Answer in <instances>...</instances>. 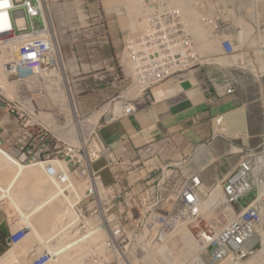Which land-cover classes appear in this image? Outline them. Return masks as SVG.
<instances>
[{
  "label": "rangeland",
  "instance_id": "374dc122",
  "mask_svg": "<svg viewBox=\"0 0 264 264\" xmlns=\"http://www.w3.org/2000/svg\"><path fill=\"white\" fill-rule=\"evenodd\" d=\"M75 1L48 0L53 28L57 42L62 48L63 59L68 65L73 66V69L69 66L67 69L68 86L72 96L56 68H47V64L44 63L40 72L35 70L24 76H18L12 70L13 61L10 50L0 47V140L5 141V147L23 164L56 158L58 161H63L67 168V172H52L58 179V185L52 181L46 182L42 179L27 177L25 174L18 176L19 178L16 174L14 177V182L11 183V193L17 202L21 203L20 206L23 209L18 207L21 212L16 214L17 206L10 198L4 197L1 204L7 211V215L17 221L21 228L27 224L30 227V223L20 214L22 210L25 213H32L37 221L43 219L45 225L43 228L39 227L41 237L36 236L32 230L28 234L34 239L36 245L32 254L30 256H26L25 253L19 254L20 247L17 258L15 257L6 264H29L31 260L46 254L49 259L43 264H66L67 262L102 264L106 259L105 250L96 249V245L102 244L106 238L105 231L97 226L100 219L107 225H112V221L117 217L132 214L135 218L141 215L144 220L143 224H147L152 222L155 211L163 215H169L172 211L173 216L181 217V219L178 218L180 221L175 226V234L169 237L170 241L167 238L168 243L166 242L168 247L172 248L169 251H175L173 257L177 258L182 243L181 239L178 240L179 238L176 237L177 235L189 231L187 229H192L197 234L204 227H217L229 214L225 211V202H222L221 205H211L209 210L202 212L200 219L193 221L192 224L186 225V222H181L185 217L180 212L177 200L184 183L192 175L199 174L205 183L200 188L204 202L210 198L211 192L216 188L218 192L219 188L222 191L221 182L224 176L226 177L241 161H252L257 158L260 162L264 156V0H250L251 4L249 0H245L246 7L242 9H238L235 4L226 6L219 0H213L215 8H211V12L208 13L215 17L224 14L225 32L232 34V38L230 36L226 38L230 39L236 47L234 56L228 58L222 54L221 43L214 51H208L207 48L204 50L207 44L203 45L204 41L201 44V50L204 53H215L222 59L226 58L225 60L231 61L232 64L226 66L233 70L235 79L233 89L237 98V102L231 109L220 114L235 115L236 119L232 123H221L217 128L216 118L220 115L212 122L210 121L211 137L204 145L208 146L212 152L211 162L203 168H198L192 159L196 148L200 145H194L187 158L179 160L170 158L162 161L159 155L151 157L153 164L149 166L148 172L141 168L142 163L139 164L137 161L133 162L123 157L115 150L116 147H108L100 137V126L104 125L105 116L110 113L112 98L109 93L113 92V89L109 87L111 82L109 66H118L119 70H122L120 56L124 43L139 35H129L128 29L121 25L118 14L108 10L105 0H100L103 16L97 17L89 13L82 15L85 6L82 3L79 5V0L77 4ZM219 9L220 11H215ZM226 9L231 11H226ZM209 10L206 9L207 12ZM199 13H202L200 8L197 16H200ZM87 18L89 19L88 24L81 20H87ZM106 18L110 21V27L107 25L109 27L107 33L111 43L102 46L98 42L100 32L97 25ZM196 20L198 21L199 18ZM198 23L200 24L199 21ZM143 29H145V24ZM239 31H244L243 36L240 35L242 38H239L237 33ZM208 37H212L211 30H209ZM95 40L98 46L91 44ZM97 47L98 51L93 50ZM91 55L93 57H90ZM221 64L225 66L223 62ZM132 91L136 93L133 88L128 93ZM71 100L77 103V114L79 115L77 118ZM78 121L81 122L83 128L87 129L86 134L80 133L76 125ZM5 155L18 164V161L11 155ZM99 166H104L101 172L97 169ZM112 167L118 175L115 181L118 184L115 187L122 190L120 198L125 199L123 195L125 196L126 192L131 195L129 197L131 203L120 205V192L109 191V194L107 190H104L107 196L102 195L103 214L100 217L99 213L93 214L91 209L95 194L90 187V178L87 173L93 168V171H98L95 174L96 177L100 180V175L105 183L111 177L113 169L110 168ZM45 179H48L47 176ZM9 183L7 182L6 186L10 185ZM112 183L105 184L113 185ZM260 189L254 186L240 200V203L247 204L256 199ZM56 191L57 196L53 197L52 192L56 193ZM259 203L264 209V196ZM44 204L45 206L38 210V207ZM12 205L15 210L11 211ZM49 209L51 212L46 214ZM10 212L15 214L12 213V215ZM35 219L32 218L34 224H36ZM124 225L127 226L128 232L133 231L134 225L130 220ZM157 225L159 224H150L153 228ZM188 235L190 237V234ZM261 247H263V242L258 245L257 251ZM61 248L65 249L59 253L58 250ZM155 261L161 262L158 257L153 256L148 263L153 264Z\"/></svg>",
  "mask_w": 264,
  "mask_h": 264
},
{
  "label": "built area",
  "instance_id": "2783aa9c",
  "mask_svg": "<svg viewBox=\"0 0 264 264\" xmlns=\"http://www.w3.org/2000/svg\"><path fill=\"white\" fill-rule=\"evenodd\" d=\"M182 1L146 0L145 30L142 35L127 40L124 45L122 57L129 60L132 70L129 78L142 92H147L153 86L181 71L215 62L213 55H205L201 52L200 42L193 31V26L186 20ZM200 1L204 5L206 3L205 6H209L210 2L214 3L213 0H197L193 4L198 5ZM83 2L87 14L95 17L103 16L100 0H83ZM0 3H2L0 9L6 10V16L0 20V44L11 52V60L16 65L13 72L18 76H24L44 63L47 67L55 66L57 62L55 45L49 32L48 19L44 13L42 1L1 0ZM20 14L23 19L28 20V25L24 28L18 26ZM199 17L202 24L210 26L217 34L226 30L223 14L214 17L204 9ZM107 25L109 21H103L97 25L100 32L99 44L110 42ZM91 44L98 46L96 40ZM58 48L62 53L60 46ZM224 51L227 54L234 51L231 40H224ZM116 79L122 82L128 78L117 75ZM132 109V106L127 107L128 112ZM255 171L256 162L244 160L240 168L225 181L224 192L228 203H231L232 208L239 213L221 227L204 229L197 233L201 247L190 260L153 264H242L254 255L256 246L260 242L262 216L258 205L250 203L241 208L238 200L252 187V176ZM246 177L249 179L247 180ZM259 180L264 184V167ZM195 184L191 181L187 182L178 195L177 204L185 217L181 222H186V225L199 217L200 198L196 186L201 184V180L198 176L195 177ZM124 194L125 199H121V193H119V204L130 205L131 195L126 192ZM91 209L93 214L99 213L100 217L103 214L102 205L97 197L93 200ZM172 213L170 211L169 215H163L155 211L152 222L147 224H143L141 215L138 218L132 214L117 217L110 226L111 232L105 242L107 256L102 264H149L152 247L169 238L180 221L178 218L181 219L177 215L173 216ZM128 220L134 225L132 232H128L127 226L124 225ZM151 223L159 225L153 228L150 226ZM99 227L105 230L107 224L100 219ZM28 232L27 227L13 232L11 242L19 241ZM48 259L49 256L46 254L30 264H43Z\"/></svg>",
  "mask_w": 264,
  "mask_h": 264
},
{
  "label": "crops",
  "instance_id": "0c3cea01",
  "mask_svg": "<svg viewBox=\"0 0 264 264\" xmlns=\"http://www.w3.org/2000/svg\"><path fill=\"white\" fill-rule=\"evenodd\" d=\"M115 68L118 66H109L111 80ZM234 81L233 70L226 65H206L175 75L147 94L138 93L133 101L136 110L130 114L124 112L122 102L126 98L121 96L117 104H110V113L104 117V125L100 126V137L108 147H116L115 150L123 157L142 163L141 168L147 172L153 164L151 157L155 155L161 156L162 161L187 158L194 145H204L209 141L210 121L237 102L235 92H229ZM109 87L113 89L110 97L121 91L110 83ZM4 144L5 141L0 140V184L6 186L16 176L18 164L5 155L17 159ZM97 169L101 172L104 166ZM110 169H113V174L105 183L113 182L116 186L118 175L113 167ZM20 228L17 221L9 218L0 201V258L13 246L10 236ZM35 247L34 239L28 236L21 244L19 254L30 256Z\"/></svg>",
  "mask_w": 264,
  "mask_h": 264
},
{
  "label": "bare ground",
  "instance_id": "6f19581e",
  "mask_svg": "<svg viewBox=\"0 0 264 264\" xmlns=\"http://www.w3.org/2000/svg\"><path fill=\"white\" fill-rule=\"evenodd\" d=\"M1 1V0H0ZM42 1V5H43V10H44V13L48 19V24H49V32L51 33L52 37H53V41H54V45H55V55L57 57V67H56V70L57 72L61 75L62 79L64 80V83L67 85L68 87V92L70 94V87L68 86L69 84V80L67 78V69H68V66L69 68L73 69V66L70 64L68 65V63H66L64 61V59L62 58L61 54H60V51H59V48H58V42H57V38H56V35H55V31L53 29V20L51 18V14L49 12V5H48V0H41ZM194 1H197V0H183L182 3H183V10L185 12V15L187 16L186 20L192 24L193 26V29L194 31L196 32V34L198 35V40L199 42H201L203 44V41H204V44L205 45L206 43V47L204 48V50L207 48L208 51H214L216 50L217 47H219L221 41L223 38H225V36H232V34L230 33H225L223 34L221 37H217L215 34L212 36L214 37L213 40H209L210 42H207L208 39L210 37L209 36V28L206 29V27L202 26L201 24L198 23V21L200 22V17L199 15L197 16V11L199 10V8L201 10H204V9H210L208 11L211 12V8H215V4L213 2H210L208 5L209 6H205V5L200 1V3L198 5H194L193 2ZM221 1V3H224L226 6L227 5H237V8L238 9H242V8H245L246 6V1L245 0H219ZM250 2V0H249ZM105 3L108 7V10L109 11H114L118 14L119 16V19H120V22H121V25L125 28L128 29V32H129V35H132V36H140L143 34V31H144V24H145V12H144V8L146 7V0H105ZM189 3V5H188ZM2 3H0V6H1ZM75 4H77V2H75ZM223 4V5H224ZM251 4V2L249 3ZM254 4V3H253ZM224 5V6H225ZM61 6V5H59ZM205 6V7H204ZM58 7V6H57ZM207 7V8H206ZM249 7V5H248ZM253 8V6H252ZM198 9V10H197ZM236 9V8H235ZM249 9V8H248ZM226 11H231V10H227ZM238 11V10H237ZM244 13V12H243ZM251 13V12H250ZM257 13V12H256ZM57 14V13H56ZM200 14V13H199ZM255 15V13H254ZM258 14H256L257 16ZM4 16H6V10L4 9H0V20L1 18H3ZM242 16V14H241ZM197 17V18H196ZM259 17V16H258ZM257 17V18H258ZM199 20L197 21L196 19ZM240 18V17H239ZM236 19V18H235ZM237 20V19H236ZM240 21V19H239ZM257 21V20H255ZM245 22V21H244ZM243 22V24H244ZM258 22V21H257ZM201 23V22H200ZM26 25L25 23V20L22 18L21 14L18 16V26L21 27V28H24ZM240 25V24H239ZM0 26H1V23H0ZM245 27V25H244ZM208 30V32H207ZM251 30L252 27H251ZM235 32V29L233 30ZM244 32V31H243ZM242 31H239L237 32L238 35H239V38H242L243 36V33ZM250 32V30H249ZM243 33V34H242ZM242 34V36H240ZM237 35V36H238ZM245 36V35H244ZM17 38H19V36H16ZM232 38V37H231ZM246 38V37H245ZM131 39V38H130ZM133 39V38H132ZM0 47H3L2 44H0ZM236 49V47H235ZM258 51V50H257ZM261 51V50H260ZM263 51V50H262ZM238 55V54H236ZM235 55V57H236ZM234 56V55H233ZM241 56V55H240ZM226 57V56H225ZM229 58V57H228ZM226 59V58H225ZM225 59H222L219 58L220 62H223V64L225 65H231L232 63H230L227 60ZM234 59V58H233ZM3 60V59H2ZM259 61V60H257ZM16 65H12V70H14ZM262 68V67H260ZM41 68L40 67H37L36 68V72H40ZM53 73V71L51 72ZM54 77V76H53ZM10 83V82H9ZM72 89V88H71ZM129 94H135L133 91L130 92ZM70 96H72V93L70 94ZM70 99H72L70 97ZM72 101V100H71ZM72 104H73V111L75 113V116L76 118L79 116L77 114V107H76V104L73 103L72 101ZM120 104V103H119ZM121 106V104H120ZM98 114V112H97ZM41 116V115H40ZM110 117V116H109ZM97 118V117H96ZM236 119V116L233 115L232 113H228L227 115L225 116H220L218 119H216V125L217 128H219V125L221 123H225V122H233L234 120ZM94 120V119H92ZM96 122V120H95ZM230 123V124H231ZM229 124V125H230ZM77 127L80 129V133H84L86 134L87 133V129L83 128V125H81V122L78 121V123H76ZM51 126V125H50ZM58 126V125H57ZM225 126V125H224ZM226 127V126H225ZM224 129V128H223ZM84 130V131H83ZM57 131V130H56ZM55 131V133H56ZM91 131V130H90ZM89 131V132H90ZM62 133V132H61ZM218 133V132H216ZM226 134V133H225ZM224 135V134H223ZM222 135V136H223ZM70 136V135H69ZM85 136V135H84ZM226 137V136H224ZM82 138V137H81ZM82 142V141H80ZM84 143V142H83ZM96 143V142H95ZM211 146V145H209ZM213 147V146H212ZM211 147V148H212ZM214 152V151H213ZM212 152L210 150V148L206 145H200L196 148L195 152H194V155H193V161L194 163L197 165L198 168H203L205 167L206 165H208L211 160H212ZM25 157V156H24ZM67 165V164H66ZM68 167V166H67ZM53 171H58V172H67V168L65 166V163L63 161H58L55 159L53 160H41L39 162H36V163H33V164H23L21 163L20 161H18V170H17V177L19 176H22V174H25L27 177H34V179H42L44 181H52V183L58 185V179L57 177L55 178L54 175H53ZM92 173V172H90ZM88 174V178H90V187L91 189L94 191V192H97L98 189H99V185H100V182L98 181V179L94 176V174ZM47 176L48 179H45V177ZM18 177V178H19ZM36 177V178H35ZM86 177V176H85ZM84 177V178H85ZM87 179V177H86ZM246 179L248 180L249 177H246ZM254 181H257V176L254 178ZM14 180L12 181V184H13ZM41 185V184H40ZM36 187V186H35ZM0 190H1V194H0V201L5 197H8L10 198L14 205L17 206V209L18 207L22 208L20 205L21 203L19 204L17 202V199L14 198L12 196V193H11V184L10 185H7V186H3L0 184ZM218 189L216 188L215 190H213L210 194V198H208L206 201L203 202V200L199 201V210L202 212H207L209 210V208L211 207V205H215V204H223L224 202L227 203V205L225 206L226 209L228 210L229 214H228V217L230 219L234 218L235 217V212L234 210L232 209V204L231 203H228V198L227 196L225 195V192L223 191H220V188H219V192L217 191ZM52 194H54L53 197H56L57 196V191L56 193L55 192H52ZM264 196V188L263 186H261V189L259 191V195L258 197L256 198V201H255V204H259L261 198H263ZM5 200V199H4ZM52 200V199H51ZM7 202V201H6ZM22 202V201H21ZM223 202V203H222ZM12 203V202H11ZM9 204H10V201H9ZM11 205V204H10ZM13 206V205H12ZM45 206L42 205L40 207H38V210H40L41 208H43ZM216 206V205H215ZM218 207V206H217ZM10 208H13L11 209L12 210H15L14 209V206L13 207H10ZM19 208V209H20ZM213 208V207H212ZM16 209V210H17ZM18 209V212L16 214H18L19 212H21L20 210ZM23 209V208H22ZM260 210H261V213L262 215L264 216V209H263V206H260ZM16 212V211H15ZM51 212V209H49L46 214L50 213ZM11 213V212H10ZM13 213V212H12ZM11 213V214H12ZM10 214V215H11ZM15 214V213H13ZM12 214V215H13ZM22 217H25L26 218V221L29 222V226H30V229L36 234V236L38 237H41V233H40V230H39V227H44L45 225V221L43 219L41 220H36L35 219V216H32V213H25V211L22 210ZM19 216V215H18ZM49 216V215H48ZM17 217V216H15ZM21 217V216H20ZM32 218L35 219V222L36 224H34V222H32ZM48 220V219H47ZM75 220V219H73ZM67 228V227H66ZM31 233V232H30ZM29 233V234H30ZM175 234V233H174ZM190 232L189 231H186L184 232L183 234H180V235H177L176 237H178L180 240L181 239V246L179 247V252H178V256L177 258H172L170 256V253H169V250H172V248L170 249L167 245L169 238H168V241H164V242H161L160 244L156 245L157 247H153L152 248V252L154 254V256L158 257L160 259V261H167L168 263L172 262V261H180V262H184V261H187V260H190V258L197 252V250L199 249V243L198 241L196 240L195 237L191 236L189 237ZM263 236H262V242H263V247H261L256 255L254 257H252L249 261H247L246 263L244 264H264V229H263ZM28 237V235L26 237H23L19 242H17L15 245H13L11 248H9L7 250V252L0 258V264H6V262H10L11 260H13L15 258L16 255H18L19 253V249L21 247V243ZM171 237V236H170ZM172 239V238H171ZM167 242V243H166ZM179 242V241H178ZM170 243V242H169ZM177 244V243H176ZM172 245V244H171ZM178 246V244H177ZM65 248H66V245H65ZM64 248V249H65ZM64 249L61 248V250L59 249L58 252H62ZM96 249H100L101 251H104V248H103V243L102 244H97L96 245ZM178 249V248H177ZM100 251V252H101ZM172 252V251H171ZM175 252V251H174ZM177 252V250H176ZM176 255V254H174ZM17 258V257H16ZM150 260V259H149ZM78 261V260H77ZM153 262V261H152ZM156 262V261H155ZM68 264H72L67 262ZM66 263V264H67ZM78 263V262H77ZM151 264V263H150Z\"/></svg>",
  "mask_w": 264,
  "mask_h": 264
},
{
  "label": "clouds",
  "instance_id": "9594fccd",
  "mask_svg": "<svg viewBox=\"0 0 264 264\" xmlns=\"http://www.w3.org/2000/svg\"><path fill=\"white\" fill-rule=\"evenodd\" d=\"M75 2H77L78 3V1L76 0ZM81 3L84 5V2H83V0H79V5H81ZM85 6V5H84ZM219 10H217L216 12H218ZM49 12H50V10H49ZM82 12V11H81ZM87 15V13L85 12V10H84V12H82V15ZM107 14V13H106ZM223 14V13H222ZM224 15V14H223ZM24 17V16H23ZM78 17L79 18H81L80 16H79V14H78ZM215 17V16H214ZM224 18H225V16H224ZM24 20H25V23H26V25H28V20H27V18H24ZM81 20H83L84 22H86V24H88L87 22H89L88 21V18H87V20L86 19H81ZM38 21L40 22V18L38 19ZM105 21L107 22V21H109V20H107V18L105 19ZM202 26H204V27H206L207 29L209 28L211 31H212V36L215 34L217 37H221L223 34H225L226 32V30L223 32V33H220V34H217V33H215L214 31H213V29L210 27V26H206V25H204V24H202V23H200ZM25 25V26H26ZM90 25V24H89ZM109 27H110V21H109V25H108ZM108 27V28H109ZM54 29V28H53ZM145 30V29H144ZM54 31H55V29H54ZM193 31H194V29H193ZM194 33H195V35H196V37H197V39H198V35L196 34V32L194 31ZM55 35H56V33H55ZM139 37V36H138ZM215 37V36H214ZM214 37H211V38H209L208 39V41L209 40H213L214 39ZM227 36H225V38H223L222 39V41H221V47H222V50H223V52H222V54L224 55V56H227V57H229V56H233V54H234V52H236V49H235V45H234V43H233V46H234V51L232 52V53H230V54H227V53H225V51H224V40H226V39H228V38H226ZM229 37V36H228ZM110 39V38H109ZM135 39V38H134ZM130 40H132V39H130ZM230 40V39H229ZM127 41V40H126ZM126 41H125V43H126ZM111 43V41L109 42V43H107V44H100V45H102V46H106V45H108V44H110ZM125 43H124V45H125ZM201 42H200V50H201ZM58 46H60L59 44H58ZM2 48H4L5 50L6 49H8V48H5V47H2ZM61 48V47H60ZM98 47L97 48H95V49H93V50H95V51H98ZM123 49H124V46H123V48H122V52H123ZM61 51H62V48H61ZM201 52L203 53V54H205V55H213L214 57H215V62H212V63H209V64H203V65H199V66H196V67H193V68H198V67H203V66H206V65H211V64H221V62H220V60H219V58L221 57V56H219L218 54H215V53H204L202 50H201ZM61 54V56H62V58H63V53H60ZM90 57H93V55H91ZM121 63H120V68H122V70H119V68H115L113 71H114V76H113V79L111 80V84H113L115 87H118V88H120L121 89V91H120V93L118 94V95H114L113 97H111L112 99H111V103L112 102H114L115 104H117V99L119 98V97H121V96H123V97H125L126 98V100L125 101H123L122 102V105H123V110H124V112L125 113H127V114H130V113H132V112H134L135 110H136V105H134L133 104V101L136 99V97H137V95H138V93H143V94H147L150 90H152L155 86H158L159 84H161L162 82H164L165 80H167V79H169V78H171V77H173V76H175V75H178V74H180V73H182V72H184V71H187V70H184V71H181V72H179V73H177V74H174V75H172V76H170L169 78H167V79H165L164 81H162V82H160V83H158L157 85H155V86H153L152 88H150L147 92H142L141 90H140V88L136 85V84H134V83H132L131 82V80H130V78H129V76L131 75V73H132V70H131V64H130V62H129V60L127 59V58H125V57H122V53H121ZM122 62H126L125 64H123ZM12 65H14V63L12 64ZM54 67V69L56 68V65L55 66H53ZM41 68V67H40ZM47 68H49V67H47ZM193 68H190V69H193ZM190 69H188V70H190ZM117 75H120L122 78L123 77H127L128 79L127 80H125V81H122V82H119L117 79H116V76ZM130 83V84H129ZM234 84V83H233ZM233 84H232V86L229 88V92L230 93H232V92H234V89H233ZM135 89L136 91V93L135 94H129L128 93V91L130 90V89ZM230 89H232V91H230ZM110 103V104H111ZM128 106H132V111H130V112H128L127 111V107ZM264 154V153H263ZM16 159V158H15ZM17 161H19L18 159H16ZM252 161H255L256 162V171H255V173H254V176H252V179H253V183H252V187L249 189V191L245 194V195H243L241 198H239V200H238V205H239V207H245V206H247L248 204H250V203H254L255 204V201H256V199H253L252 201H250V202H248L247 204H241L240 203V200L243 198V197H245L250 191H251V189L254 187V186H257L258 187V189H260L261 188V186H263V188H264V184L263 183H261L260 182V180H259V178H260V173L262 172V170H263V167H264V156H263V158H262V160L259 162L258 160H257V158H254V160H252ZM243 161H241L240 162V164L242 163ZM240 164L237 166V167H235L232 171H230L227 175H226V177L224 176V178H223V180H222V182H221V186H222V189H223V191H224V183H225V181L228 179V178H230V176L233 174V173H235L239 168H240ZM260 168V169H259ZM90 172H92L94 175L95 174H97L98 173V171H93V168L92 169H90L89 170V172L87 173V174H89ZM83 173H85V172H83ZM196 176H198L199 178H200V180H201V184H199V185H197L196 186V191H197V193H198V196H199V198H200V201L202 200V197H201V193H200V191H201V187L202 186H204V182H203V180H202V177L199 175V174H195V175H192L184 184H186L187 182H193L194 184H195V177ZM257 176V181H254V178ZM95 177H96V175H95ZM97 178V177H96ZM99 178H100V180L98 179V181L100 182V185H99V189H98V191L97 192H94L93 190V194H95V198L97 197V200L101 203V202H103V196L102 195H104V196H107V194H106V192L108 193L109 191L111 192V191H116L117 190V192H120L121 193V191L122 190H120V189H117L116 187H115V185H107V184H105L104 182H103V180H102V178H101V176L99 175ZM196 185V184H195ZM101 186V187H100ZM184 186V185H183ZM182 186V187H183ZM101 189H103V190H101ZM182 189V188H181ZM181 189H180V191H181ZM106 192H105V191ZM159 191H160V189H158ZM157 190V191H158ZM100 191H101V193H100ZM260 191V190H259ZM110 192H109V194H110ZM180 193V192H179ZM179 193H178V195H179ZM259 195V194H258ZM99 196L101 197V199L99 200ZM95 198H94V200H95ZM101 204H103V203H101ZM224 205H227V203H224ZM256 205H258V208H259V210H260V203L259 204H256ZM233 210H234V212H235V217L238 215V213H239V211H236L234 208H232ZM225 211H228L227 209H226V207H225ZM260 213H261V210H260ZM202 216V213H201V211L199 210V217L197 218V219H194L193 221H197L198 219H200V217ZM261 216H262V224H261V226H260V242L257 244V246H256V252H257V249H258V245L259 244H261L262 243V236H263V230H262V228H263V225H264V216L262 215V213H261ZM234 217V218H235ZM234 218H232V219H230L229 217H226V219L223 221V222H221L217 227H221V226H223L226 222H228V221H231V220H233ZM192 221V222H193ZM105 222V221H104ZM192 222H191V224H192ZM106 223V222H105ZM107 224V223H106ZM98 227H99V225H97ZM110 226L111 225H107V228L105 229V230H102V231H105L104 233H105V235H106V238H105V241L103 242V248H104V250H105V254H106V248H105V242H106V239H107V237H108V235L110 234V232H111V229H110ZM28 228V230H29V232L25 235V236H23V237H26L30 232H31V229H30V227H28V224L26 225V226H24V227H22V228H20V229H18L17 231H20V230H22V229H24V228ZM216 227V228H217ZM100 228V227H99ZM98 228V229H99ZM210 227H204L203 229H200V231H202V230H208ZM213 228V227H212ZM211 228V229H212ZM101 230V229H100ZM187 230H189L190 231V235L191 236H193V237H195L196 238V240L198 241V239H197V234L196 233H194V231L192 230V229H187ZM199 231V232H200ZM16 232V231H15ZM198 232V233H199ZM193 234V235H192ZM22 237V238H23ZM21 238V239H22ZM20 239V240H21ZM19 240V241H20ZM167 240V239H166ZM165 240V241H166ZM19 241H17V242H19ZM17 242H15V243H12L11 242V236H10V243L12 244V245H15ZM198 243H199V241H198ZM182 244V243H181ZM200 247H201V245H200V243H199V249H200ZM199 249L197 250V252L199 251ZM256 252H255V254H256ZM169 253H170V256L172 257V258H174L173 257V253H174V251H172V252H170L169 251ZM196 254V253H195ZM254 254V255H255ZM254 255H252V256H254ZM106 256H107V254H106ZM154 255H153V253L151 254V256H150V259L153 257ZM251 256V257H252ZM250 258V257H249ZM249 258H247L245 261H247ZM37 259V258H36ZM33 260H31L30 262H32ZM245 261L242 263V264H244L245 263ZM30 262H29V264H30ZM161 262H163V261H161ZM164 262H167V261H164ZM172 262H176V261H172ZM177 262H180V261H177ZM156 263V262H155ZM168 263V262H167ZM171 263V262H170ZM228 264H230V263H228Z\"/></svg>",
  "mask_w": 264,
  "mask_h": 264
}]
</instances>
